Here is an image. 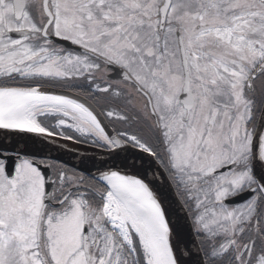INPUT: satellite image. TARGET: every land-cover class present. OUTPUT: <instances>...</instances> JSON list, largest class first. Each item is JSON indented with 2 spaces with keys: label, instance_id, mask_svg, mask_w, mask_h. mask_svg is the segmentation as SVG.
Segmentation results:
<instances>
[{
  "label": "snow or ice",
  "instance_id": "snow-or-ice-1",
  "mask_svg": "<svg viewBox=\"0 0 264 264\" xmlns=\"http://www.w3.org/2000/svg\"><path fill=\"white\" fill-rule=\"evenodd\" d=\"M0 264H264V0H0Z\"/></svg>",
  "mask_w": 264,
  "mask_h": 264
},
{
  "label": "water",
  "instance_id": "water-1",
  "mask_svg": "<svg viewBox=\"0 0 264 264\" xmlns=\"http://www.w3.org/2000/svg\"><path fill=\"white\" fill-rule=\"evenodd\" d=\"M62 142H64V141H62ZM64 143H65V142H64ZM55 155L60 156V155H62V153H55ZM63 158H64L65 160L69 159V157H67V156H64Z\"/></svg>",
  "mask_w": 264,
  "mask_h": 264
},
{
  "label": "bare ground",
  "instance_id": "bare-ground-1",
  "mask_svg": "<svg viewBox=\"0 0 264 264\" xmlns=\"http://www.w3.org/2000/svg\"><path fill=\"white\" fill-rule=\"evenodd\" d=\"M60 143H64V142L60 141Z\"/></svg>",
  "mask_w": 264,
  "mask_h": 264
}]
</instances>
